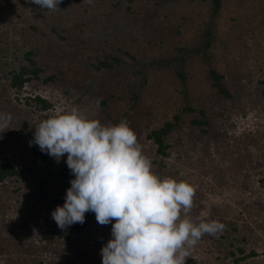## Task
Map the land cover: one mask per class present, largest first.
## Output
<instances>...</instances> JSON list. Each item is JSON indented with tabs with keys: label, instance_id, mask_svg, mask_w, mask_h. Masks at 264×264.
Returning <instances> with one entry per match:
<instances>
[{
	"label": "rangeland",
	"instance_id": "obj_1",
	"mask_svg": "<svg viewBox=\"0 0 264 264\" xmlns=\"http://www.w3.org/2000/svg\"><path fill=\"white\" fill-rule=\"evenodd\" d=\"M25 1L20 13L11 9L8 14L4 0L0 2V115L9 117L0 122V130H4L0 132V163L9 157L17 166L28 165L35 176L40 173L47 177L50 185L46 202L37 205L38 190L28 196L35 187L33 177L0 184V264H101L100 250L112 238L111 224L102 226L94 213L87 212L84 230L72 232L69 239L61 238V229L51 213L57 206H63L69 182L75 177L66 165V155L57 162L43 152L47 161L34 162L32 148L39 146L34 142L29 146L35 125L56 112L54 108L61 111L72 107L104 125L125 119L137 135L144 155L150 158L155 174L187 181L193 186V206L188 215L194 222L215 221L222 225L214 234L201 237L190 249L186 264L189 260L194 264H235L228 255L230 250L236 257L245 256L238 264H264V0H225L224 9L215 19L209 14L206 2L199 0L168 3L162 0V7L158 0L129 5L127 0H106L94 12L90 9L92 4L86 1L78 2L74 8L59 4V10H48L47 13L57 11L49 23L58 27L88 21L86 33L94 48L91 45L90 48L85 45L90 51L75 48V56L82 53L81 59L87 60H82L75 74L81 81L91 78L83 69L87 67L85 63H95L94 49L105 50L125 63L111 76L112 72L106 70L96 74L102 76L100 79L119 74L124 84L114 93L87 90L79 82L77 85L72 78L61 75L45 85L41 79L51 73L45 66L40 79L32 78L26 84L27 90L18 93L6 83L4 73L23 64L22 53L31 47L19 34L26 25L18 14L43 27L40 24L45 9L31 0ZM126 6L132 10L128 12ZM163 7L171 14L162 11ZM84 8L89 9L84 12ZM154 9L157 13L149 21L147 15ZM179 16L187 17L186 24L175 25L181 22ZM167 21L178 28L177 37L167 39L169 43L164 47L146 41L142 30L146 25L169 32ZM208 24L217 30L213 31L214 40L206 52L211 54V62L207 64L225 77L231 98L209 86L211 80L204 60L198 56L189 60L187 65L195 69L189 84L190 107L204 109L211 120L207 126L194 127L193 121L200 117L182 111L184 93L173 74L179 63L172 59L178 57V47H202ZM43 38L39 34L33 40L40 44ZM151 40L154 42V37ZM127 50L133 58L124 56ZM65 89L67 94L62 92ZM40 90L46 91L43 95L52 105L47 111L40 110L32 99L27 102L24 99L25 93L33 95ZM203 91L209 92L207 97L200 95ZM112 93L114 96H110ZM179 113H183L182 127L167 139L170 155L161 159L146 135ZM33 203L35 210L30 211ZM33 229L41 240L34 237ZM236 243L241 244L244 254L237 253ZM250 251L255 256H250Z\"/></svg>",
	"mask_w": 264,
	"mask_h": 264
},
{
	"label": "clouds",
	"instance_id": "obj_2",
	"mask_svg": "<svg viewBox=\"0 0 264 264\" xmlns=\"http://www.w3.org/2000/svg\"><path fill=\"white\" fill-rule=\"evenodd\" d=\"M61 2L31 0L53 11ZM6 119L0 115V122ZM33 142L57 162L66 155L75 177L63 206L51 213L57 226L83 224L87 212L95 214L98 224H111L112 238L100 250L101 264H186L201 237L222 228L215 221L194 222L188 215L193 186L155 174L137 135L124 121L104 125L72 107L35 125L29 146Z\"/></svg>",
	"mask_w": 264,
	"mask_h": 264
},
{
	"label": "trees",
	"instance_id": "obj_3",
	"mask_svg": "<svg viewBox=\"0 0 264 264\" xmlns=\"http://www.w3.org/2000/svg\"><path fill=\"white\" fill-rule=\"evenodd\" d=\"M89 2V0H62L60 3L61 5H68L74 8V6L79 2ZM137 1H144L145 3L149 2V0H127L128 5L129 4H137ZM164 2L168 3L169 1L173 0H163ZM163 1L158 0L157 4L163 6ZM192 1V0H190ZM200 2H206L208 5L209 14L211 15L212 19H215L218 17L222 10L224 9V2L225 0H199ZM1 2V0H0ZM24 2H27L25 0H4L3 7L6 10L7 14L11 9H14L15 11H19L17 13H20L22 11V7ZM106 2V0H90V3L92 4V8H90L93 12L96 11L100 6V3ZM110 4V2H109ZM118 4V2H117ZM80 6V5H79ZM89 8H84L83 11L85 12ZM126 10L130 12L132 9L129 6H126ZM167 7H163L162 11L168 12ZM44 18L41 19V24L43 27H39L37 21L30 22L28 21L27 17H21L20 14L18 16L22 18V22H24V25H26L24 29H21L19 31L20 36L25 40L31 43V47L27 52L22 53V60L23 64H19L15 67H12L10 71L4 73V78L6 80V83L13 88L20 90L25 83L30 82L32 78L40 79L41 73L44 72L42 66H45L46 69L48 68L50 70V74L43 77L41 79V82L45 85L50 84L52 81L55 80L56 75H61L67 79L72 78L76 81V84L79 82V84L83 85L87 90L93 89V90H102L104 92L110 90H119L123 87L124 82L122 81L119 74L114 75L113 77L107 78V79H100V77H96V74L98 72H101L103 70L112 72L110 73V76L114 74L116 71H118V68L125 64L118 56L106 54L105 50H101V52H98L97 49H94L95 55H97V58L95 59V63H85L87 64V67H84L83 71L87 72L88 75H91L90 80H84L81 81L80 78L76 77V71L77 68H80L78 65L80 63L86 62L84 59H81L82 53H78L77 56H75V48H83L85 50L90 51V45H94V43L88 39V34L86 33L89 28L88 21L84 19V21L80 24H73L72 26H68L66 28L58 27L55 23H49V20L54 19V15L56 12L47 13L48 10L45 9ZM155 13H157V9H154L149 12L150 16L147 15V18H149V21H152ZM170 13V12H168ZM48 14V15H47ZM171 14V13H170ZM164 16V14H163ZM98 18V16H95ZM181 22H178L177 25H184L186 24L185 18L187 17L182 16ZM95 20V18H93ZM90 20V19H88ZM74 22V19L73 21ZM188 23H191L189 21ZM168 30L169 32L163 30L159 31L158 27L154 26H145L142 30L146 33V41H148L151 44H156L160 47H164L167 43H169V40L167 39H174L178 36L179 30L177 27H174V25H171L167 21ZM174 27V28H173ZM42 29V30H41ZM217 30V28L210 24L206 26L205 31L203 32V37L205 38L203 46L202 47H195L191 49H185L183 47H178L177 51L179 52L178 57H175L172 59V61H176L178 64L177 69L174 70L173 74L175 75V78L178 80L179 85L184 93V101L185 106H183L182 111L184 113H197L200 117V119L194 120L193 124L194 127L209 125L210 118L206 115V112L204 109H193L190 107L188 98L192 95L190 93L191 87H190V81H191V74L195 71L194 68L187 65V62L191 59H195L197 56L201 58V60H204L202 62L208 63L211 62V54H207L206 52L209 51L212 41L214 40V32ZM90 31V30H89ZM142 31V32H143ZM78 32V33H76ZM48 33V35H47ZM72 34V36H67L68 34ZM41 34V36H44L43 42H35L33 39L36 38ZM140 34V33H139ZM163 34L169 38H166L163 36ZM151 37H154L155 41L152 42ZM85 45H89V48L85 47ZM92 48H94L92 46ZM71 49L72 54L69 52ZM79 49V48H78ZM124 56L131 57L130 51H124ZM168 60L167 62H169ZM208 65V77L211 80V84L209 85L211 88H214L218 93L221 95H224L228 98H231V94L229 92V87L226 82H224V76L218 72V70L214 67H212L211 64ZM79 75V73H78ZM77 75V76H78ZM193 78V77H192ZM204 78V77H203ZM197 80V78H196ZM200 80V79H199ZM77 84V85H79ZM102 86V87H100ZM196 88V87H195ZM194 88V89H195ZM196 90V89H195ZM200 91V90H198ZM64 94H67L68 91L62 90ZM100 92V91H99ZM110 94V96H114V94ZM121 93V92H119ZM264 96V91L262 92ZM209 94L208 91L201 92V96ZM116 95V94H115ZM134 101L137 99V96H133ZM28 99H26L27 102ZM32 102L37 105L40 110L47 111L52 105L49 101L43 100L40 97H36L32 99ZM183 113L175 114L173 116V119L171 121L164 122L161 126L156 127L154 129H151L146 137L148 140H150L155 146H156V152L158 156L162 159L165 157H168L170 155L169 149L170 145L167 142V139L170 138V135L173 132L178 131L182 127L181 122V115ZM117 124V121H112V125ZM33 156L36 158L33 161H38L40 163H45L47 161L46 156L43 152H41L36 146H33ZM34 170L30 166H17L16 164H13L11 159L9 157H6L4 161L0 164V184L3 185L6 180H11L10 182H19V181H25L30 176L33 177V183H35V187L32 188V191L28 192V196L32 195L34 192L33 190H38V200L36 201L37 205L43 204V202H46V198L49 195V191L47 188H49V181L47 177H43L44 175L35 176ZM55 180V179H53ZM5 187V186H4ZM8 188V187H5ZM35 203L32 204V208L30 211L35 210ZM85 225L83 224H77L75 223L74 226L71 227L68 226L65 229H61V232L59 236L63 239H69L72 232H80L84 230ZM235 236V235H234ZM236 239V237H234ZM232 238V239H234ZM236 251L239 254H244V250L241 248V244L236 243ZM228 255L234 259V263L238 264L240 261L245 260V256L236 257L237 254L234 253V251L230 250L228 251ZM250 256H255L254 251H250ZM188 264H194L192 260L188 261Z\"/></svg>",
	"mask_w": 264,
	"mask_h": 264
},
{
	"label": "built area",
	"instance_id": "obj_4",
	"mask_svg": "<svg viewBox=\"0 0 264 264\" xmlns=\"http://www.w3.org/2000/svg\"><path fill=\"white\" fill-rule=\"evenodd\" d=\"M28 83V82H27ZM27 83H25L24 84V86L20 89V90H18V89H15V90H17L18 91V93H20L21 91H24V90H27V87H26V84ZM46 93V91H42V93H41V90H40V92L38 91V92H36V91H34V94L32 95V94H27V93H25L24 95H25V100L26 99H34V98H36V97H40L41 99H43V100H47V101H49L50 102V100L48 99V97H46V96H44L43 94H45ZM61 97H63V95L61 96ZM60 97V98H61ZM62 100H64L65 99V97H63V98H61ZM49 109H51V107L49 108ZM53 110H55L56 112H59V111H57L55 108L53 109Z\"/></svg>",
	"mask_w": 264,
	"mask_h": 264
},
{
	"label": "water",
	"instance_id": "obj_5",
	"mask_svg": "<svg viewBox=\"0 0 264 264\" xmlns=\"http://www.w3.org/2000/svg\"><path fill=\"white\" fill-rule=\"evenodd\" d=\"M122 121L126 122L125 119H122Z\"/></svg>",
	"mask_w": 264,
	"mask_h": 264
}]
</instances>
